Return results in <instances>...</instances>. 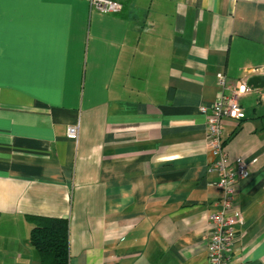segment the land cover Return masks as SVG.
Masks as SVG:
<instances>
[{"label":"crops","instance_id":"1","mask_svg":"<svg viewBox=\"0 0 264 264\" xmlns=\"http://www.w3.org/2000/svg\"><path fill=\"white\" fill-rule=\"evenodd\" d=\"M119 1L0 0V264H42L29 215L68 218L70 264H210L219 175L200 108L219 73L264 75V0ZM240 102L223 125L250 167L233 260L264 264V88Z\"/></svg>","mask_w":264,"mask_h":264},{"label":"built area","instance_id":"2","mask_svg":"<svg viewBox=\"0 0 264 264\" xmlns=\"http://www.w3.org/2000/svg\"><path fill=\"white\" fill-rule=\"evenodd\" d=\"M91 8L103 13H119L123 3L119 0H89ZM250 73H262L263 68L249 69ZM223 87L220 97L213 105H203L200 111L205 114L207 122V140L211 151L210 169L219 175V197L215 202L217 210L210 216L208 256L210 264H235L233 260V244L236 232L244 224L243 212L236 206L237 185L250 174V167L242 158L233 159L227 149L224 138V121L243 119L245 108L240 96L247 93L249 86L241 81L230 82L226 74H218ZM68 135L78 138V125L69 126Z\"/></svg>","mask_w":264,"mask_h":264},{"label":"trees","instance_id":"3","mask_svg":"<svg viewBox=\"0 0 264 264\" xmlns=\"http://www.w3.org/2000/svg\"><path fill=\"white\" fill-rule=\"evenodd\" d=\"M29 219L33 222L31 241L41 255L42 264H70L68 218L29 215Z\"/></svg>","mask_w":264,"mask_h":264},{"label":"water","instance_id":"4","mask_svg":"<svg viewBox=\"0 0 264 264\" xmlns=\"http://www.w3.org/2000/svg\"><path fill=\"white\" fill-rule=\"evenodd\" d=\"M247 85L249 87H253L254 89L264 88V75L255 74V75L249 76L247 80Z\"/></svg>","mask_w":264,"mask_h":264}]
</instances>
